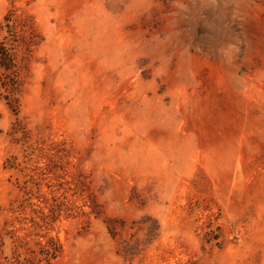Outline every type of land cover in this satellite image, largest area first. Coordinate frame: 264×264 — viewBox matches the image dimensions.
I'll return each mask as SVG.
<instances>
[{
  "label": "rangeland",
  "instance_id": "1",
  "mask_svg": "<svg viewBox=\"0 0 264 264\" xmlns=\"http://www.w3.org/2000/svg\"><path fill=\"white\" fill-rule=\"evenodd\" d=\"M2 43L0 264H264V0H0Z\"/></svg>",
  "mask_w": 264,
  "mask_h": 264
},
{
  "label": "trees",
  "instance_id": "2",
  "mask_svg": "<svg viewBox=\"0 0 264 264\" xmlns=\"http://www.w3.org/2000/svg\"><path fill=\"white\" fill-rule=\"evenodd\" d=\"M6 22V27L8 29H12L13 26L9 24L11 22L10 17L6 18ZM15 41L16 40L13 39V42ZM31 42H33L32 38H29L28 42H26V39H24L23 41L25 45H29L28 43ZM5 45V43H2L0 45V67L4 69L8 74L3 80L0 79V82L2 87L5 88V90L8 92L7 98L10 100V105L13 106L11 102H16V99L13 98L12 95H14L15 92H17L19 89V72L14 55L10 52V49H8ZM59 248V244L51 238L47 242L46 247L41 248L40 254L44 256L43 260L46 263H49L50 259H55Z\"/></svg>",
  "mask_w": 264,
  "mask_h": 264
}]
</instances>
